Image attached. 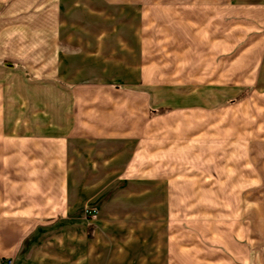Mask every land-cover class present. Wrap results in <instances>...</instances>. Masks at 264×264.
<instances>
[{
    "label": "rangeland",
    "instance_id": "374dc122",
    "mask_svg": "<svg viewBox=\"0 0 264 264\" xmlns=\"http://www.w3.org/2000/svg\"><path fill=\"white\" fill-rule=\"evenodd\" d=\"M57 8L58 0H0V68L22 65L44 86L39 116L45 132L50 116L59 123L66 112L64 104H48L54 53H73L61 63L66 81L57 77L58 84L74 85L69 82L83 76L89 85L112 86V92L88 94L89 130L93 135L103 127L102 134L123 136L120 146L128 144L122 159L105 156L90 168L89 182L103 179L89 184V243L72 264L78 258L129 264L135 221L123 213L130 207L114 217L116 205L98 214L94 203L128 181L162 187L168 246L182 243L197 261L226 264V255L245 244L249 258L264 260V0H147L131 26L128 15L119 22L117 12L109 16L99 45L100 27L81 10ZM70 18L85 21L64 23ZM68 34L72 41L64 42ZM68 107L74 116L81 112ZM112 155L120 157L121 149ZM51 177L41 180L42 195L52 190ZM10 224L7 230L0 220V263L13 264L15 255L1 250L23 238Z\"/></svg>",
    "mask_w": 264,
    "mask_h": 264
},
{
    "label": "crops",
    "instance_id": "0c3cea01",
    "mask_svg": "<svg viewBox=\"0 0 264 264\" xmlns=\"http://www.w3.org/2000/svg\"><path fill=\"white\" fill-rule=\"evenodd\" d=\"M145 2L147 0H58L57 10L61 11V7L66 12L72 7L81 10L83 18L91 26L100 27L96 42L99 45L104 41L103 29L109 16L115 18L113 14L117 12L119 15L115 20L119 22L128 15L130 19L126 20L131 26L134 22L132 14L136 16L138 6ZM55 12L54 17H59V13ZM73 21L83 25L85 20L70 18L64 23L72 24ZM62 39L64 42L72 41L69 34ZM72 54L60 52L55 56L54 53L56 64L49 70V78L54 80L49 81L52 85L48 86V104L59 107L64 104L66 112L64 121L59 123L56 117L50 116L45 132H42L39 116L44 86L30 79L22 65L14 69L0 68V220L7 221V230L10 222V229L18 231V238L23 237L17 242L11 241L16 246L10 250L7 247L1 250L15 255L13 264H72L76 252L88 247L89 243L86 236L89 184L95 186L103 179L100 175L89 182L90 168H93V162L97 165L105 163V156L118 161L128 149V144H119L118 140H122L123 136L102 134L103 127H99L101 131L97 130V134L93 135L89 130V112L84 104L88 94L112 92V86L89 85L88 79L81 78L83 76L69 82L77 83L74 85L58 84L57 77L66 81L63 78L66 68L61 63ZM83 74L86 75L84 68ZM261 85L264 86V80ZM57 92L64 94L59 102ZM102 99L105 101L104 97ZM102 103L111 104L107 100ZM68 104L79 107L80 114H69ZM122 144L125 142L122 141ZM118 149H121L122 155L113 156ZM50 175H53L51 178L55 184L51 191L42 195L41 180L50 179ZM128 182L124 187L118 184L110 186V190L94 203L99 207V210L95 207L98 214L116 205V212L111 213L114 217L121 214L123 207H130L123 213L135 221L129 236V264H216L213 259L197 261L194 252L186 251L182 243L168 246L166 236H169V224L162 217L166 205L162 199V187ZM183 202L181 200L180 205ZM226 260L229 262L226 264H264L260 257L256 260L249 258L245 244L231 250ZM76 262L86 264L79 258Z\"/></svg>",
    "mask_w": 264,
    "mask_h": 264
},
{
    "label": "built area",
    "instance_id": "2783aa9c",
    "mask_svg": "<svg viewBox=\"0 0 264 264\" xmlns=\"http://www.w3.org/2000/svg\"><path fill=\"white\" fill-rule=\"evenodd\" d=\"M0 264H12V261L11 260H2V262Z\"/></svg>",
    "mask_w": 264,
    "mask_h": 264
},
{
    "label": "trees",
    "instance_id": "16d2710c",
    "mask_svg": "<svg viewBox=\"0 0 264 264\" xmlns=\"http://www.w3.org/2000/svg\"><path fill=\"white\" fill-rule=\"evenodd\" d=\"M163 111H165L164 109H161L159 112H163Z\"/></svg>",
    "mask_w": 264,
    "mask_h": 264
}]
</instances>
